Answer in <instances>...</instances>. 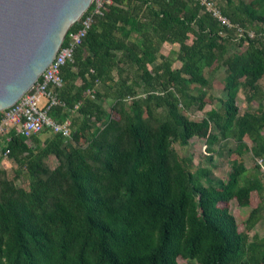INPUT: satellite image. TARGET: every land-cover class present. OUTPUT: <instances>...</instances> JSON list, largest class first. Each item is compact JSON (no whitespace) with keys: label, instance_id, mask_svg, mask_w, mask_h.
Listing matches in <instances>:
<instances>
[{"label":"trees","instance_id":"16d2710c","mask_svg":"<svg viewBox=\"0 0 264 264\" xmlns=\"http://www.w3.org/2000/svg\"><path fill=\"white\" fill-rule=\"evenodd\" d=\"M214 1L229 26L198 0H108L93 14L48 111L69 119L70 135L0 134V161L8 150L16 165L11 177L0 168V264H264V235L248 232L264 215V0ZM220 67L219 105L190 118L212 102ZM241 90L255 109L240 110ZM192 138L208 163L215 144L235 143L225 178L178 154ZM246 150L250 176L237 159ZM252 192L259 202L239 230L220 203L248 206Z\"/></svg>","mask_w":264,"mask_h":264},{"label":"water","instance_id":"95a60500","mask_svg":"<svg viewBox=\"0 0 264 264\" xmlns=\"http://www.w3.org/2000/svg\"><path fill=\"white\" fill-rule=\"evenodd\" d=\"M93 0H0V111L39 78Z\"/></svg>","mask_w":264,"mask_h":264},{"label":"built area","instance_id":"2783aa9c","mask_svg":"<svg viewBox=\"0 0 264 264\" xmlns=\"http://www.w3.org/2000/svg\"><path fill=\"white\" fill-rule=\"evenodd\" d=\"M93 1V11L79 18L77 29L69 34L68 42L64 46H60L53 60L43 70L35 83L14 104L0 111V134L8 131L10 127H14L17 132L28 139L46 130L51 133H60L65 137L70 135L69 119L61 122L55 121L48 111L51 106L58 102L56 90L63 83L60 73L61 67L67 61H72L74 49L86 35L92 22L93 14L100 13L101 6L108 0ZM198 1L206 11L217 18L220 24L227 26L231 24L229 19L221 13L214 0ZM238 31L240 32L241 29L238 28ZM7 152L8 150H5L2 157H6ZM261 166L264 167L263 165Z\"/></svg>","mask_w":264,"mask_h":264},{"label":"rangeland","instance_id":"374dc122","mask_svg":"<svg viewBox=\"0 0 264 264\" xmlns=\"http://www.w3.org/2000/svg\"><path fill=\"white\" fill-rule=\"evenodd\" d=\"M177 49V45L175 44H167L165 47V50H170V54L173 55V51ZM233 48H230L229 51L231 52ZM173 50V51H172ZM175 55V54H174ZM225 75L224 68L220 67L213 75L209 76L210 79H212V86L207 89V92L211 94L212 102L205 105L203 109H198L196 104H193L191 107L188 108L186 111V114L192 118V119H201L205 117L206 111L209 110L213 106H218V97L224 96L223 91V77ZM259 84L261 88L264 90V76L260 77ZM143 94V93H141ZM207 98H209L207 96ZM104 107L106 109L110 108V105L112 103V100H109L107 102H103ZM237 104L240 107V110L243 111L244 109H255L257 106L256 101H252L250 103L246 102L244 93L242 90L239 92L237 96ZM51 133L49 131H44L42 134L39 135V141H43L47 136H49ZM264 136V131L262 132ZM245 142L248 144L249 139L247 137H244ZM235 143L232 140H229L227 143H221L219 145L215 144L213 148H216L217 152L213 153V161L212 163H208L206 161V154L204 151V139L203 138H192L188 145L186 146H180L178 144L174 145V148L178 152L179 155H189L193 162L197 165H203L207 166L211 169V173L209 175V178H225L230 170L231 162H232V156H234V153H228L231 148H234ZM238 163L244 168L245 176H250L253 174V172H256V169L254 168L255 160L252 156V152L249 150H246L242 153L241 156L237 157ZM50 165L54 166L56 164V159L54 157H51L49 160ZM0 168H3L6 170L8 177L13 176V171L16 168V165L13 161L9 160L6 157H2L0 161ZM264 167H261L260 170H258V174L262 177V180H264L263 176L261 175L262 170ZM257 173V172H256ZM17 183L20 185L26 187L27 181L20 178L17 180ZM262 198L264 201V191L262 194ZM259 202V197L256 192L251 193L250 197V204L248 206H239L236 202V200H230L228 203H220V205L226 204L231 212L234 214L235 219L238 223L239 230H245V222L249 215L250 209L257 205ZM264 214V211H263ZM249 236L252 237L253 234L258 235L259 237L264 235V215L263 218L256 223L254 227H252L249 231ZM181 264H197L195 261L192 263L186 262L184 259L179 258L178 259Z\"/></svg>","mask_w":264,"mask_h":264},{"label":"crops","instance_id":"0c3cea01","mask_svg":"<svg viewBox=\"0 0 264 264\" xmlns=\"http://www.w3.org/2000/svg\"><path fill=\"white\" fill-rule=\"evenodd\" d=\"M109 100H111L110 98H106L105 100H104V102H107V101H109ZM104 104V103H103ZM50 132V131H49ZM43 133V132H42ZM41 133V134H42ZM51 133V132H50Z\"/></svg>","mask_w":264,"mask_h":264}]
</instances>
